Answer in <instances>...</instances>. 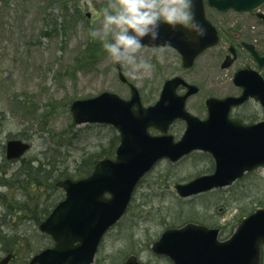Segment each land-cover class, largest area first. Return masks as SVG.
I'll use <instances>...</instances> for the list:
<instances>
[{
  "label": "rangeland",
  "instance_id": "1",
  "mask_svg": "<svg viewBox=\"0 0 264 264\" xmlns=\"http://www.w3.org/2000/svg\"><path fill=\"white\" fill-rule=\"evenodd\" d=\"M107 3L108 0H0V249L12 248L15 241L22 240L15 248L20 260L14 264H22L32 251L44 245L37 229L29 228L31 222L24 216L17 219L15 212L24 207L41 217L55 197L63 194L54 182L64 177L68 165L76 168L94 151L107 153L110 149L111 128L77 125L70 109L73 101L103 91L130 97L129 86L121 81L116 64L108 60L101 41L92 35ZM229 17L234 22L240 18ZM258 43L262 45L264 40ZM91 48L99 50L90 56ZM141 54L152 65L150 75L136 79L126 74V67L121 66V70L139 88L145 105L153 104L164 81L177 74L200 86L187 108L201 117L207 115L208 96L237 91L234 68L221 70L219 57H202L186 69L171 48L144 46ZM184 129L185 123L180 121L171 132L180 138ZM9 138L32 142L25 162L10 163L5 159ZM43 158L55 164H47L48 173H53V168L58 173L47 184L37 180L41 176L36 170L25 175L22 169L26 163L39 165ZM213 169V160L200 151L176 163L163 160L157 164L141 182L121 224L107 236L97 264H113L117 256L131 253L139 254L145 262L159 263L150 245L166 227L187 221L220 222L217 226L224 236L232 234L247 212L241 213L247 201L264 196V183H260L264 182V168L258 183H253L250 175L190 198H182L175 191V182ZM163 264H167L166 260Z\"/></svg>",
  "mask_w": 264,
  "mask_h": 264
},
{
  "label": "water",
  "instance_id": "2",
  "mask_svg": "<svg viewBox=\"0 0 264 264\" xmlns=\"http://www.w3.org/2000/svg\"><path fill=\"white\" fill-rule=\"evenodd\" d=\"M220 10H254L264 0H209ZM195 20L206 29V35L190 42L184 28L175 33L161 27V40L144 44L174 46L183 56L185 66L205 48L219 41L217 29L206 17L204 0H192ZM264 18V15L259 13ZM175 38H171V37ZM253 49L252 45H249ZM257 55V53L255 52ZM264 63V57H260ZM229 65L230 62L225 63ZM224 64V65H225ZM121 77L125 79L121 73ZM236 84L244 88L241 96L210 97L209 116L200 119L186 110L187 97L197 91L180 76L168 79L160 99L143 106L138 89L131 84L132 96L126 100L105 91L97 96L75 100L71 111L77 124L104 122L119 130L121 142L116 158L97 162L94 171L80 179L67 178L59 182L67 197L41 224L53 235L57 244L37 254L30 264H88L93 260L104 231L125 212L141 177L163 157L173 161L195 149L211 152L216 160L215 171L200 175L187 183H177L182 196H190L215 187L233 183L246 171L264 166V121L245 124L229 117V111L253 96L264 104V80L258 72L247 68L235 74ZM180 84L189 90L177 94ZM176 118L187 121L182 138L175 142L169 134L153 135L149 127L167 132ZM30 148L23 140L13 139L7 145V157L18 158ZM110 197H106L105 193ZM218 229L197 223L168 228L154 244L153 250L171 257L175 264H261V244L264 243V207L244 217L233 235L224 241L217 238ZM79 240L81 243L75 245ZM8 258L0 264H5ZM126 264H137L130 258Z\"/></svg>",
  "mask_w": 264,
  "mask_h": 264
},
{
  "label": "clouds",
  "instance_id": "3",
  "mask_svg": "<svg viewBox=\"0 0 264 264\" xmlns=\"http://www.w3.org/2000/svg\"><path fill=\"white\" fill-rule=\"evenodd\" d=\"M191 9L192 0H108L92 35L101 41L108 60L126 67L127 75L140 79L152 70L141 54L143 41L161 40L162 25L173 33L178 27L186 29L189 35L183 38L190 42L206 35Z\"/></svg>",
  "mask_w": 264,
  "mask_h": 264
},
{
  "label": "flooded vegetation",
  "instance_id": "4",
  "mask_svg": "<svg viewBox=\"0 0 264 264\" xmlns=\"http://www.w3.org/2000/svg\"><path fill=\"white\" fill-rule=\"evenodd\" d=\"M240 13L235 10H228V11H218L215 9H212V11H208V15L211 18L213 24L217 27L218 32L221 36V41L216 46H213L211 48L206 49L203 51L198 58L202 57H216L221 58V62L226 60L228 57L229 59L234 57V60L232 64L227 68L223 70H229L234 68L235 72L238 69L245 68V67H251L255 70L259 71L264 76V64L261 65L259 59L253 55V53L248 49L246 43H251L255 46L256 50L258 51L260 56H264V45L262 48H260L257 43L254 42V36L260 35L261 29L255 30L253 27L254 25H248L244 19V21H240L238 18L234 20L229 17L230 15H239ZM242 23V25H237L236 23ZM250 24V23H249ZM245 31V33H244ZM234 46V47H233ZM222 63H220L221 65ZM222 69V68H221ZM187 90L185 86L179 87V92L184 93ZM242 88L237 86V91L234 93H228L224 96L233 94V95H239L242 93ZM192 96H190L191 98ZM231 116L233 118L240 119L243 122L246 123H252L256 122L260 119H264V106L254 98H249L245 102H243L241 105L234 107L231 110ZM29 216V217H36V213H22L20 210L15 212L16 217L20 216ZM49 213L45 216L47 217ZM24 216V217H25ZM119 223L115 224L113 227H111L103 236L100 245H99V252H101V249L104 245V243L107 241V236L110 235L111 231L118 225ZM41 239L44 241V246L41 249H44L46 247H51L55 244V240L48 234L44 232H40ZM225 233L220 232V237L223 238ZM16 244L19 242V240L15 241ZM147 250V246L143 247ZM40 249V250H41ZM264 251V248H263ZM11 254L12 257L10 259V262L8 264H14L19 258L16 250L14 248H7L5 250L0 249V259L5 256ZM135 254L139 261L143 264H154V263H148L142 260V258L137 253H131ZM131 254H128L127 257ZM152 255H154L152 253ZM155 258L159 259V263L155 264H163L164 260L166 259L167 264H172L169 258H165L163 256H157L154 255ZM125 257V259L127 258ZM125 259L122 258H115L113 264H122ZM98 257L92 264H97Z\"/></svg>",
  "mask_w": 264,
  "mask_h": 264
},
{
  "label": "trees",
  "instance_id": "5",
  "mask_svg": "<svg viewBox=\"0 0 264 264\" xmlns=\"http://www.w3.org/2000/svg\"><path fill=\"white\" fill-rule=\"evenodd\" d=\"M98 50H99L98 48L97 49H95V48L89 49V55L92 56L93 54H96V52ZM110 128H111V142L112 143H111L109 151H107V153H103L104 151L103 152L94 151L93 155L91 157L83 158V161L81 163H77L76 168L75 167L71 168L70 165H68L64 169L65 170L64 177L71 176V175L75 176V177L87 175L92 171L94 164L96 163V161L101 156H103V155L112 156L114 154L115 148L119 143V136L113 127H110ZM48 148H50V146H48ZM47 164L52 165L53 167L55 166L54 162L53 161L50 162L49 160H48V162H45V161L42 162V164L37 166V167L33 166L30 163H26L23 165L24 167H22L23 173L25 175H30V174H34L33 171L36 170V173L40 174V176H41V177H38L37 180H40L41 182H43V180H52L53 176L58 175V173H57V171L54 170L55 168H53V173L50 172L51 174H49L48 173L49 169L47 168ZM250 175H253V183H256V182L258 183V181H260V179H259L260 177L257 176V174L255 172L254 173L251 172V173L247 174L246 177H248ZM243 179H241L240 181H242ZM260 183H264V182L260 181ZM52 186H53V184H52ZM237 198H241V197H237ZM231 200H234V199L232 198ZM246 205H247L246 208L242 209L243 212L248 211L251 208H255L258 205H264V196H263V198H259L257 200L250 199L249 203H247Z\"/></svg>",
  "mask_w": 264,
  "mask_h": 264
},
{
  "label": "bare ground",
  "instance_id": "6",
  "mask_svg": "<svg viewBox=\"0 0 264 264\" xmlns=\"http://www.w3.org/2000/svg\"><path fill=\"white\" fill-rule=\"evenodd\" d=\"M21 209H24V207H22ZM26 209V208H25ZM8 231L6 230H2L1 233L7 234Z\"/></svg>",
  "mask_w": 264,
  "mask_h": 264
}]
</instances>
